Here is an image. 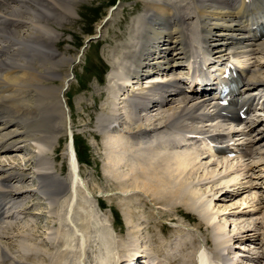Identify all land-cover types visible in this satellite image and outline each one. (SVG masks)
<instances>
[{"label":"bare ground","instance_id":"6f19581e","mask_svg":"<svg viewBox=\"0 0 264 264\" xmlns=\"http://www.w3.org/2000/svg\"><path fill=\"white\" fill-rule=\"evenodd\" d=\"M76 1L78 0H0V154L12 152V150L5 149V147L13 143V139L21 133L20 130L26 133L28 138L32 137L34 139L32 140L38 142L39 145H51L54 139L57 140V135L61 131L59 121L63 115L66 117V112L69 114V111L64 109V107L67 110L69 109L65 101V93L61 95V92L65 83L67 87L70 85L71 80L67 82V79L70 77V69L74 60L66 53L61 54L54 49L51 43V40L54 39V27L52 25L54 23L55 26H61L62 19L71 18L70 9ZM141 1L144 14L139 20L140 28L135 29L133 27L134 39L131 40V43L123 46V58L129 59L131 63L130 69H128V77L130 78L126 77V85L124 86L122 83L119 88V90L127 89V94H125V89L122 99L128 97L129 100L135 101V107L140 109L138 112L140 114L131 115L128 107L129 103L127 105L125 100L121 102L119 98L117 99L119 103L117 102L118 104H115V106L123 105V125L128 124V127H126L128 133L130 132L134 137L149 138L145 144L140 145L136 140L131 138L133 141H130L126 136L118 133L116 128L109 126V129L112 128V132L110 130L111 135L108 134L103 137L101 149L107 161L104 176L107 181H112L113 189L125 191V193L129 191L141 192L143 198L148 199L150 204L154 205V209L158 207L166 210V213H163L164 216L170 217V212L179 214L180 209L176 210V207L193 212L198 217L200 226H204V233L197 229L201 234L203 233V240L200 242L197 236L179 228L170 230L165 229L162 225L159 226L150 212L147 213L149 217L142 215L141 212L148 211V205L144 199H140V196L137 197L135 204L138 207V212L133 211L136 206H134L135 201L132 198H128L127 202L125 201L127 205L123 204L125 205V209L123 208L125 211L128 208L132 209L129 210L132 212H130L128 220L126 219L128 230L120 240L114 239L110 235L103 222L96 221L94 213L87 209L89 202L83 196L79 201V206L81 211L84 209L83 212L86 215H84L83 221H85V224H83L80 233L72 226L74 222L72 220V209L79 194L77 190L79 175L77 173L74 147L72 149L69 144L67 147L69 149L68 156L70 157L71 195L66 204L68 205L65 214L66 219H63L69 223H62L63 225L59 224V226L57 224L56 226L61 231L58 242L63 243L59 244L56 239L53 238L52 240L50 238V242L55 245L52 247L44 237L43 241L42 238H39L41 241L32 246L27 242L29 241L28 234L25 235L26 232L24 231V235H20L22 237L18 236L24 241H19L20 244L16 246V249L14 248L24 262H32V264H35V262L36 264H85V250L92 238H95L99 246L98 252L95 254L97 264H113L121 252L132 251L130 255H126V262L132 260L130 257L134 255V252V257L140 258L144 253L143 250V252H140L139 249V245L142 243H144V246L146 245V248H150L153 253V256L148 255L147 260L145 258L148 264L157 259L163 264H215L213 260L224 258L220 251V248L224 246V243L221 242L223 228L216 229L215 233V227L211 224L212 220L209 219L210 217L208 218L204 210L206 208L200 207L202 204L197 199L199 198L198 195L190 191L189 185V188L187 187V184L190 183H188L189 178L186 177L188 175L191 177L192 171L201 168L202 163L196 161L201 156L192 148L185 146L169 149L172 143H178L179 140L174 135L164 136L162 134L165 130L182 127L178 121L183 117L193 119L196 113L203 112L205 102L203 100L195 102L193 99L195 94L185 95V92L182 91L179 94V106L170 108L168 111L163 110L165 115L163 113L162 115L161 112L154 109L157 108L158 102L168 101L172 103V99H169L171 98L169 91L163 90L160 96L158 93H153L152 90L154 89L151 87L144 86L146 88L142 87L135 91L136 86H133L132 83H137L142 77L160 68L170 71L181 67L183 62L194 58L192 49L196 50V48L193 45H197L198 49L203 48L207 55L218 60L232 52L239 51V54H241L244 50L247 53L264 55V39L258 38V40L254 39L257 42H250V26H246L244 21L245 16L256 13L259 8L264 11V0H250L249 3H245V0H190L186 3L185 0H179V2L176 0ZM55 10L59 12L58 15L61 17L57 16ZM54 15L56 16L54 17ZM193 17L199 22L201 43L197 38L200 33L190 31L188 28V21ZM26 24H28V32H22L21 29ZM100 27L99 25L98 28L100 29ZM258 66L259 68L263 67L261 64ZM63 67H69L68 76L59 73L60 68ZM261 73L259 69L254 72V75H250V78H248L249 83L252 82L254 86L258 84L259 87L264 88V78L258 79L262 75ZM255 75L256 77H254ZM51 80L58 81L60 85L52 84ZM171 84L176 86L182 84V78L175 77ZM128 86L132 87V93H128ZM55 98L59 99L56 100L57 102L60 101L64 110L57 109L54 111V107H47L48 102H53L52 100ZM51 102L50 105L53 104ZM42 103H44V107ZM118 112L120 111L115 110L113 116L118 125L117 128L120 129ZM105 122L106 120L103 119L100 126L103 127ZM11 125H15L17 129L8 130ZM156 127H159V131H156ZM261 135L264 136V132ZM40 155L45 156L46 154ZM257 156H262V153H257ZM253 159L256 158H252V162ZM227 161L226 159L223 161L225 164H229L225 168L227 169L226 173L228 171L233 172L235 169L234 175L237 177L234 178L235 183L232 184L233 186H229L231 182H228L225 188L226 190H233L236 189L241 178L244 180L249 175L246 168L237 167L239 162ZM221 164L223 163L218 165ZM1 169L0 178H3V183H0V208L4 206L6 199H18L17 197L20 198L24 193L27 194V192L8 189L5 185L6 183H12L15 179L23 181L26 176L23 169H14L11 173ZM241 173L245 175V178ZM183 175L185 177L181 182ZM53 178L47 171H40L37 174L40 193L44 195L61 193L60 183ZM249 183L250 181L246 182V184ZM230 187L234 188L231 189ZM226 190L224 189L221 193L225 192L222 196L228 199L232 195L231 193L228 194ZM252 193L254 194L253 199L248 197L243 203L246 207L251 202L258 201V194L256 192ZM21 205L22 210H28L24 208V203H21ZM13 208L15 210V207ZM256 209H259L257 205H255L254 210ZM240 211H243L242 214L246 213L241 209V205ZM223 212L220 210L219 214ZM143 216L148 217V220L143 221L141 219ZM213 217L216 218V216L211 218ZM172 221H175V219ZM21 222H17L16 225ZM135 222H142L141 228L134 227ZM50 224L48 227H52ZM16 225L9 226L8 229H5L6 232L14 231ZM70 225L74 231L68 228ZM167 230H170L169 233L164 234ZM3 233L0 231V239L5 237ZM76 235H78L77 249H79V252L77 251V254L73 255V248L76 244L73 239ZM139 238L143 241L140 242ZM247 238L249 240L254 237L249 238L248 234ZM47 239L49 240V238ZM205 246H208L210 252L205 249ZM49 250L53 253L51 254ZM239 256L241 257V254ZM246 259L250 261L251 258L246 256ZM228 263L232 264L231 262ZM255 263L259 264L260 262L257 260Z\"/></svg>","mask_w":264,"mask_h":264},{"label":"rangeland","instance_id":"374dc122","mask_svg":"<svg viewBox=\"0 0 264 264\" xmlns=\"http://www.w3.org/2000/svg\"><path fill=\"white\" fill-rule=\"evenodd\" d=\"M176 1L179 2V0ZM117 3H118L117 5L118 7L114 12L115 14H113L112 17L113 20L109 22L108 26L104 30L105 32L102 34L101 39L91 43L88 46V48L84 50L83 54L80 56V50L83 47L85 40L92 35H96L98 26L99 25L101 26L103 18L108 14L110 8L112 6H115ZM70 11H71L70 13L71 18L69 17V19L67 18L66 20L61 18L62 19L61 26H55L53 23L52 26L54 27L53 29L54 39L51 40L52 41L51 43L54 49L57 50V52L61 54L66 53L74 61L77 56L78 57L80 56L79 62L75 64L72 68L74 79L70 82L71 86L66 91L65 97L70 108V112L69 114H67L68 117L70 118L69 121V127L71 128L70 130L74 132L75 138H77V141L79 143L80 155L82 161L88 163V165H85L83 163L82 165H80L81 177L80 178L78 177L79 185L77 186L78 187L77 190L79 194L76 198L77 199L75 201L76 203H74L73 206L74 208L72 209L73 218L72 217L71 218L74 221L72 226H74L80 233L82 232L83 229L82 227L84 226L83 224H85V221H83L84 215L86 214L85 212H83L84 209H82L81 211V208L79 206L80 204L79 201H81L82 197L84 196L87 199V202H89L87 209H89V211L94 213L97 219L96 221H101V223L103 222V225H105L110 235L114 239L120 240L124 236L123 234L125 232L124 224L126 227V232L128 230L127 220L130 212H132L129 211L132 209L126 208V211L124 210L125 209L124 206L127 205L125 204L127 202V199L132 198L133 201H135L134 206H136L135 204L139 196L140 199L141 198L144 199V201L148 205V211L143 212L144 214L141 212V214L146 216H148L147 213L150 212L149 209L151 207L153 208L154 205L152 203L150 204V201L148 199L143 198L142 196L143 194L141 192L129 191L128 193H125V191H119L117 189H113L112 181L109 180L107 181V178H105L104 176V171H105L104 168L107 161L105 159V156L103 155L104 152H102L101 150L103 138L101 140V146H100L99 135L101 132L99 131L100 129L98 128V124H100L103 118L104 119L107 118V114L104 112H106L108 109L107 107L109 105L110 98L107 97L108 104L106 105V92L104 90H101V88H99L98 86L99 83L97 82L96 79L100 78L101 72L104 70L105 65L107 66L106 71L110 72L111 70H113V68H115L118 65V63L119 64L124 63L123 46L125 44L131 43L132 42L131 40L134 39L133 37L134 34L132 33V30L133 27H135V29H138L140 22L139 20H141V17H143L144 14L143 4L141 0H78L71 6ZM55 12L58 17H61L60 15H58L59 12L57 10H55ZM55 16L56 15H54V17ZM27 28H28V24L24 25L21 31L28 32ZM258 60L263 61V64H261L263 67L260 68L262 75H260V77L258 78L261 80L264 78V73H263L264 55L259 54ZM59 73L60 74L63 73L64 75H66L67 73H69V67L60 68ZM107 78H108V74H107ZM126 81H127L126 79L125 80L123 79L121 84L123 83L122 85L125 86L126 85L125 83H127ZM50 82L55 85H60V83L55 80H51ZM142 87L146 88L144 86H136L134 90L135 91L137 89L139 90ZM127 88L132 89V87L130 86H128ZM125 89L126 88H124L123 90H118L119 95L122 96ZM125 91H127V89ZM56 99L57 98L53 99L52 100L53 102L49 101L47 107H51V108L54 107V111L57 109H63L60 104V101H58L60 105L57 102V100L59 99L57 100ZM117 99H118V95L115 97V101L112 103L114 106L115 104L119 103ZM50 102L51 104L52 103L53 104L50 105ZM43 104L44 103H42V106ZM118 106L120 107L122 106L121 108H123V105H117L115 107ZM178 106H179L178 103L170 104L167 107H165L163 110L168 111V109L177 108ZM67 111H69V109ZM122 111L124 112V110ZM162 113L164 114L165 112L163 111L161 112V114ZM66 121L67 119L65 115H63L62 119L59 121L61 123V132L57 135V140L54 139V142L51 145H44V144L39 145L38 142L31 141L29 140L30 138L28 139L24 137L19 139L20 141L22 140V142L20 143L22 149L20 151L12 152L10 154L2 155L0 157V168H2L1 170L4 169L5 171L7 172L9 171V173H11L12 171H14V169H23V171L26 173V177L28 178V181H26L28 182L27 183L28 186L25 185L26 187H24V189L26 188L32 189L33 185L36 184L37 181L35 175H33L31 171V168H34L32 162L36 157L38 158L40 157L42 159L44 158L43 162L46 163V165L49 167H46L45 164H43L42 166H38V168L36 169V173L38 174L40 171H44V172L47 171V173H50L52 177H54L58 182H60L62 188L61 190L63 191L62 194L60 193L59 195H54L55 193L54 194L49 193V195L51 196H46L47 201L43 199L44 196L41 198L40 196L42 195H40L39 193H34L33 194L34 200L32 202L34 203L36 202V204L40 205V209L38 210L39 215H37L38 217L37 216L33 217L32 221H28L26 219L24 221L21 220L22 222L16 225L17 227L15 228L14 231L6 232V230L4 231L0 230L2 233L5 232L3 233L5 234V237L0 239V262L1 259L4 260L7 257L8 264H32V262H27V261L24 262L23 259L20 257V255H18L17 251L15 250L16 246L20 244L19 241L22 240L18 236L20 235L23 236L25 231L26 232L25 235L28 234V238H29L28 239L29 241L27 242L32 246L35 243H38V241L41 240L43 241L44 237H45L44 239H46L49 242L51 239L53 240V238L56 239V242H58L59 239L58 237L60 236L61 231H59L58 228L56 227L57 224L59 226V224L63 225L64 223H69L68 221L65 222L66 220H63L66 217L65 212H67L66 210L68 209L67 207L68 205L66 204L67 201L69 200L68 198H70V194L68 195L67 191L70 190H68L67 184L71 177V175H68V170L66 166V153H65V149H66L65 143H66V134H67ZM125 127H128V124L125 125ZM261 128L264 130V127ZM111 132L107 133L106 135L109 134L110 136ZM261 153L262 156H260L258 159L256 158L255 160H253L255 165H260L256 167V169L258 167L260 168V172L257 173L258 176H264V147L262 148ZM40 154L42 155L46 154L45 155L46 157L41 156ZM196 161L198 163H202V165L200 166L201 168H198L199 170L198 169L194 170L195 172L192 171L191 177L189 175L186 177L189 178L188 183H190L187 184V187L189 185L190 191L198 195L197 197L199 198L197 199L199 200V203L202 204L200 207L206 208L204 210L208 215V218L210 217L209 219L212 220L211 224L213 225V227H215V233L217 231L216 229L223 228L222 229L223 231L221 232L222 234L221 242L222 244L224 243V246L220 248V251L223 252L225 256V260H224L225 264H229L228 262H231L232 264H236L237 262L239 264H256L254 261L255 258L254 256H251V252H249V250H254L256 248V250H254V253L256 254H258V252L260 251H264V249L261 250L259 248L258 244L253 242V239L256 240V235L262 234V237L260 236L259 240L260 243H262L261 245H264V214H263L264 212L261 210L258 211V209L254 210L255 205H257V200L251 202V204L248 207H246L243 204L245 203V200L248 199V197L253 199L254 194L250 193L249 195H247V194L238 193V194H234L236 196H231L228 199H225L222 196L225 194V192L221 193V191H223L224 189L226 190L225 187H227L226 183L228 182H231L229 186L234 185L235 183L234 178L237 177L236 175H234V171L236 170L234 169L233 172L228 171L226 173L227 169L225 168H227L229 164L227 165L224 162H220V161L217 163V166L209 165L208 164L209 162H204V161L199 162L198 160ZM253 162L251 161L252 165L254 164ZM219 163H223L221 164L222 166L218 165ZM218 166L220 168H218ZM215 171L217 172L215 173ZM242 175L243 178H245V175L244 174ZM184 177H185L184 175L181 177V182L184 180ZM245 180L246 179H244L243 181ZM243 181L239 182V184H241ZM243 184H246V182H244ZM13 185L16 186L15 188L24 186L19 183H14ZM233 188L234 187H232L231 189ZM32 190L40 191V187L38 188L37 186H35ZM21 197H24V195ZM97 199L103 201L105 205L104 210L101 209L102 211H100L98 209ZM29 203L30 200L28 202V205ZM262 204L264 205V202ZM240 205H241V209L246 212L245 214H242L243 211L242 212L240 211ZM16 208L17 207H15V210L14 208L12 209L15 214H17ZM134 208L135 210L133 209V211L136 212L139 211L137 206ZM157 208L158 207H156V209ZM179 209H180L179 212L181 214L183 213L184 216H186V219H188L190 222L187 223V220L185 222V225L189 224L192 227V231L190 230L191 232L189 231V233L197 236V238L200 239L202 237V234L204 233V226L203 227L200 226V221L198 220V217L193 212L186 211V209L184 210V208L176 207V210ZM220 210L224 212L219 214ZM153 211L154 214L158 217V221L156 222H161V223L170 224L168 223L169 219H172V216L175 215V213L170 212L171 214L170 217L166 215L164 216V218H161L159 214L163 215V212L160 211L161 213L157 214V210L154 209ZM254 211H256V213H254ZM29 215L32 214L29 213ZM63 215H65V217H63ZM146 216H143V218L141 219L143 221L145 219L148 220L149 216L147 218ZM212 216H216V218L215 219L214 217L211 218ZM12 223H15V220L5 219V223L1 225L6 226V224L9 225ZM49 224L52 225V227H48ZM141 224L142 222H135V225L133 226L139 229L141 228ZM158 224L159 226H161L160 223ZM72 226L70 225L68 226V228L73 230ZM176 228L177 227H175L174 229ZM118 229L120 231L122 230V234H123L122 236L118 235L119 234ZM174 229H170V230H174ZM197 229L203 233L201 234V232L199 231L200 232L199 234ZM170 230L165 231L164 234L169 233ZM116 234L118 236H116ZM248 234H249V238L251 237L254 238L248 240L247 238ZM76 236L73 239L74 243H76L73 248L74 251L73 255H75V253L77 254V251L79 252V249H77L78 235ZM39 238L42 239L40 240ZM47 238H49V240ZM139 240L140 242L143 241L140 238ZM202 240L203 237L201 241ZM58 243L60 244L63 242L60 241ZM50 244L52 245L51 242ZM145 246L144 243L139 245L140 247L139 249L141 250L139 251L140 252L149 251V253L153 256V253L150 251L151 249L148 247L146 248ZM98 249L99 246L97 241L95 240V238H92L85 250L86 257L83 256L85 264H97L95 261V254L98 252ZM205 249H208L209 251L208 246L205 247ZM52 253L53 251H51V254ZM131 253L132 251L126 253L124 252L119 253L115 259L116 261L113 264H125L127 256L130 255ZM239 254H241V257L239 256ZM246 256H249L251 258L250 261L246 259ZM158 262L163 264L161 261ZM262 264H264V260H262Z\"/></svg>","mask_w":264,"mask_h":264},{"label":"water","instance_id":"95a60500","mask_svg":"<svg viewBox=\"0 0 264 264\" xmlns=\"http://www.w3.org/2000/svg\"><path fill=\"white\" fill-rule=\"evenodd\" d=\"M93 38L88 39V42H90Z\"/></svg>","mask_w":264,"mask_h":264}]
</instances>
